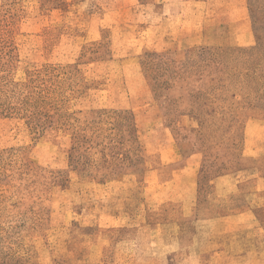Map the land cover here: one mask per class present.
<instances>
[{"label":"rangeland","instance_id":"rangeland-1","mask_svg":"<svg viewBox=\"0 0 264 264\" xmlns=\"http://www.w3.org/2000/svg\"><path fill=\"white\" fill-rule=\"evenodd\" d=\"M188 7L0 0V264H264L144 255L158 226L139 223L192 184L189 224L216 217L249 192L216 179L256 167L243 126L264 118V0L241 4L250 39L231 47L192 44Z\"/></svg>","mask_w":264,"mask_h":264},{"label":"crops","instance_id":"crops-1","mask_svg":"<svg viewBox=\"0 0 264 264\" xmlns=\"http://www.w3.org/2000/svg\"><path fill=\"white\" fill-rule=\"evenodd\" d=\"M182 1L191 5L177 17L188 21V25L183 27L194 30L193 24L198 23L199 32L195 33L198 34V39L192 42L190 40L192 44L198 42L217 47H231L244 45L245 41L250 39L245 30L240 32L241 4L244 0ZM243 154L253 158L255 169L250 170L247 177H240V174L222 175L215 182L223 186L226 198L230 195L231 185L237 188L238 184L245 182L249 188L246 194L248 199L228 207L227 211L218 210L216 217H197L189 224L188 217L196 206L197 194L192 184V190L179 199L177 209L167 207L168 211L164 217L160 215L154 221L146 219L139 223L144 226H158L157 239L149 241L144 250L145 256L160 259L176 251L189 250L188 259L215 252L238 258L253 255L256 259L264 260V118L249 119L245 122ZM168 205L170 204H166ZM145 213L151 216L148 210H145ZM200 228L207 229L206 236L201 240Z\"/></svg>","mask_w":264,"mask_h":264},{"label":"trees","instance_id":"trees-1","mask_svg":"<svg viewBox=\"0 0 264 264\" xmlns=\"http://www.w3.org/2000/svg\"><path fill=\"white\" fill-rule=\"evenodd\" d=\"M212 56V55H211Z\"/></svg>","mask_w":264,"mask_h":264}]
</instances>
